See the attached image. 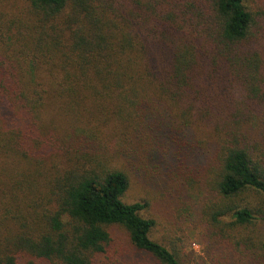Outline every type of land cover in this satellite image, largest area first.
<instances>
[{
    "label": "trees",
    "instance_id": "16d2710c",
    "mask_svg": "<svg viewBox=\"0 0 264 264\" xmlns=\"http://www.w3.org/2000/svg\"><path fill=\"white\" fill-rule=\"evenodd\" d=\"M246 3L0 0V264H121L96 262L115 226L159 264H183L152 239L147 204L123 200L138 165L102 157L120 147L208 159L202 217L256 221L264 14ZM176 171L161 184L181 192Z\"/></svg>",
    "mask_w": 264,
    "mask_h": 264
},
{
    "label": "rangeland",
    "instance_id": "374dc122",
    "mask_svg": "<svg viewBox=\"0 0 264 264\" xmlns=\"http://www.w3.org/2000/svg\"><path fill=\"white\" fill-rule=\"evenodd\" d=\"M246 4L251 11L261 9L264 14V0H247ZM154 146L155 143L151 148ZM121 149H109L102 157L110 158L121 167L128 166L130 161L138 165L131 167L133 173H129L130 185L123 200L147 204L143 214L155 222L151 234L154 241L176 252L183 264H264V257L258 258V255L264 256V196L262 213L252 225L234 229L227 225L228 218L220 220V225H213L200 213L208 200L206 197H210L203 182L208 159L190 156L179 164L175 151L182 147L170 144L150 150L147 160L143 157L145 151H141L143 147L138 156L132 148L122 152ZM130 152L136 158L130 156ZM170 170H177L176 174L189 179L181 192L176 191L171 180L161 184V178ZM109 231L111 242L106 253L96 257L97 263L111 259L121 264H159L136 251L122 228L115 226ZM29 263V258L25 257L19 264Z\"/></svg>",
    "mask_w": 264,
    "mask_h": 264
}]
</instances>
